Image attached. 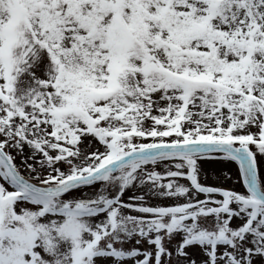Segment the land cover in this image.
<instances>
[{"label":"snow or ice","instance_id":"1","mask_svg":"<svg viewBox=\"0 0 264 264\" xmlns=\"http://www.w3.org/2000/svg\"><path fill=\"white\" fill-rule=\"evenodd\" d=\"M0 264H264V0H0Z\"/></svg>","mask_w":264,"mask_h":264}]
</instances>
